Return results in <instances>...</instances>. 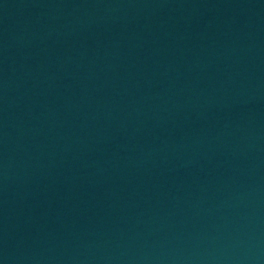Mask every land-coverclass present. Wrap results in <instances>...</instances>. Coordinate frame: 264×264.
<instances>
[{
    "label": "water",
    "instance_id": "95a60500",
    "mask_svg": "<svg viewBox=\"0 0 264 264\" xmlns=\"http://www.w3.org/2000/svg\"><path fill=\"white\" fill-rule=\"evenodd\" d=\"M0 264H264V0H0Z\"/></svg>",
    "mask_w": 264,
    "mask_h": 264
}]
</instances>
